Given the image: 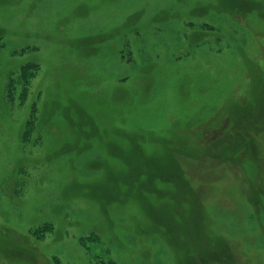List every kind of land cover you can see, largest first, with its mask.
<instances>
[{"label":"rangeland","instance_id":"374dc122","mask_svg":"<svg viewBox=\"0 0 264 264\" xmlns=\"http://www.w3.org/2000/svg\"><path fill=\"white\" fill-rule=\"evenodd\" d=\"M0 37V264H264V0H0Z\"/></svg>","mask_w":264,"mask_h":264},{"label":"trees","instance_id":"16d2710c","mask_svg":"<svg viewBox=\"0 0 264 264\" xmlns=\"http://www.w3.org/2000/svg\"><path fill=\"white\" fill-rule=\"evenodd\" d=\"M1 39L2 37H0V49L4 46L3 42H1ZM37 71V64L32 62H26L19 67L17 73H11L5 85L7 97L13 99L15 94V97L18 99L19 104H23L28 95L31 79L36 75ZM30 108L31 117L29 120L26 121L25 128L23 131V139L25 140L28 139L31 130H33V127L35 126V122L33 124V120L36 109L35 104H33V101L30 103ZM109 264L115 263L109 262Z\"/></svg>","mask_w":264,"mask_h":264},{"label":"bare ground","instance_id":"6f19581e","mask_svg":"<svg viewBox=\"0 0 264 264\" xmlns=\"http://www.w3.org/2000/svg\"><path fill=\"white\" fill-rule=\"evenodd\" d=\"M176 153H179V155H185V153H181V151L180 150H177L176 152H175V154ZM186 156V155H185ZM261 192V190H257V193H260ZM251 203V202H250ZM252 206H253V208L255 209V210H260V208L261 207H263V205H262V203H261V198H260V196H259V194L257 195V197H256V199L254 200V201H252Z\"/></svg>","mask_w":264,"mask_h":264}]
</instances>
